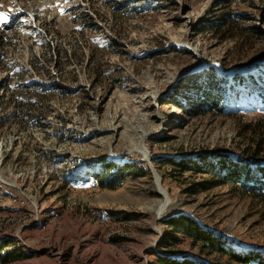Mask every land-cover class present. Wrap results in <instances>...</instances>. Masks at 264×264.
<instances>
[{
  "label": "rangeland",
  "instance_id": "374dc122",
  "mask_svg": "<svg viewBox=\"0 0 264 264\" xmlns=\"http://www.w3.org/2000/svg\"><path fill=\"white\" fill-rule=\"evenodd\" d=\"M0 15V264H233L168 225L179 216L264 254V202L211 174L264 168V107L177 105L209 68L264 74V0H0ZM227 15L236 27L207 31ZM101 161L139 173L101 189ZM150 165L174 206L159 220Z\"/></svg>",
  "mask_w": 264,
  "mask_h": 264
},
{
  "label": "trees",
  "instance_id": "16d2710c",
  "mask_svg": "<svg viewBox=\"0 0 264 264\" xmlns=\"http://www.w3.org/2000/svg\"><path fill=\"white\" fill-rule=\"evenodd\" d=\"M12 24L3 26V29H12ZM232 26H237L234 15L221 16L218 22L209 25L207 31L226 34L227 30L225 29ZM254 33L259 36L261 34L257 30L252 31V34ZM35 62L36 59L33 60V65L36 68V64L39 65V63ZM257 74L258 77L255 78L251 75L243 77L238 74L228 77L209 68L198 78L188 77L179 83V95L183 97V102L179 101L177 105L184 111L188 108L189 113L195 116H225L233 113L235 101L239 102V99L246 93L247 96H250L249 99L257 101L261 107H264V74L258 69ZM54 87L61 88L58 85ZM102 165H105V169L97 178L98 186L101 189L116 190L123 185L127 176L132 175V173H139L137 168L130 164L123 167L103 163ZM189 167L194 169L192 165ZM254 172L256 175L248 167L242 169L230 162L220 161L217 171L212 170L211 174H214L217 179H224L220 183L240 187L244 192L264 202V168H256ZM168 225L177 233L191 240L195 246H199L203 255L223 257L233 264H264L263 253L256 251L237 252L228 246L224 238L204 229L195 220L187 216L173 218L168 221ZM16 257L20 256H12L8 253L6 257L2 258V261L8 263ZM163 262L164 264H197L195 261L186 258H165Z\"/></svg>",
  "mask_w": 264,
  "mask_h": 264
},
{
  "label": "bare ground",
  "instance_id": "6f19581e",
  "mask_svg": "<svg viewBox=\"0 0 264 264\" xmlns=\"http://www.w3.org/2000/svg\"><path fill=\"white\" fill-rule=\"evenodd\" d=\"M137 150L141 153H143L144 157L147 158V153L148 152V148L145 147L143 141L140 142L139 147L137 148ZM146 155V156H145ZM150 156V155H149ZM2 161H3V157L0 158V166H2ZM154 176H155V185L156 188L158 190H160V194H161V201L160 204L157 206L156 210L154 211V220H159L161 218H163L166 215L171 214L172 212H174V206H173V200L169 197V195L167 194V192L161 188L160 186V176L158 173H156L154 171Z\"/></svg>",
  "mask_w": 264,
  "mask_h": 264
},
{
  "label": "water",
  "instance_id": "95a60500",
  "mask_svg": "<svg viewBox=\"0 0 264 264\" xmlns=\"http://www.w3.org/2000/svg\"><path fill=\"white\" fill-rule=\"evenodd\" d=\"M149 162V161H148ZM150 167H151V169L153 170V174H154V169H153V166L152 165H150Z\"/></svg>",
  "mask_w": 264,
  "mask_h": 264
},
{
  "label": "snow or ice",
  "instance_id": "6c2138e0",
  "mask_svg": "<svg viewBox=\"0 0 264 264\" xmlns=\"http://www.w3.org/2000/svg\"><path fill=\"white\" fill-rule=\"evenodd\" d=\"M4 17L2 15H0V19H3Z\"/></svg>",
  "mask_w": 264,
  "mask_h": 264
}]
</instances>
